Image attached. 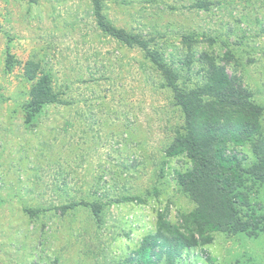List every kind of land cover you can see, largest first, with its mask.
Here are the masks:
<instances>
[{
    "label": "rangeland",
    "instance_id": "obj_1",
    "mask_svg": "<svg viewBox=\"0 0 264 264\" xmlns=\"http://www.w3.org/2000/svg\"><path fill=\"white\" fill-rule=\"evenodd\" d=\"M104 12L175 66L184 35L195 53L231 50L228 71L264 106V0H105ZM30 59L51 72L60 101L26 122ZM194 63L189 83L202 77ZM181 124L144 52L103 34L90 0H0V264H136L158 211L176 223L195 207L175 176L187 157L165 152ZM251 189L264 213V184ZM94 197L106 204L101 224L82 204L55 208ZM213 236L178 264H264V233Z\"/></svg>",
    "mask_w": 264,
    "mask_h": 264
},
{
    "label": "trees",
    "instance_id": "obj_2",
    "mask_svg": "<svg viewBox=\"0 0 264 264\" xmlns=\"http://www.w3.org/2000/svg\"><path fill=\"white\" fill-rule=\"evenodd\" d=\"M90 2L99 30L144 52L183 117L165 152L167 156L187 157L189 165L176 170L175 176L195 207L179 213L176 223L164 211H158L154 230L141 237L129 260L136 264H178L183 250L212 242L214 232L248 236L264 233V213L257 211L260 203L252 202L250 196L253 186L264 184V106L253 99V92L237 72L228 71L227 66L235 60L232 51L226 49L221 55L206 50L195 53L193 35H184L182 42L187 50L175 66L152 44L151 37L115 25L104 12L105 0ZM197 4L207 7L204 1ZM209 41L214 42L212 38ZM195 61L200 64L196 73L202 77L189 83L185 77L193 71ZM25 74L32 82L23 110L25 121L31 122L60 99L51 72L42 70L40 62L28 60ZM80 204L90 209L98 224L104 223L106 204L100 197L55 208L65 213ZM243 209L249 211H245V218ZM28 212L35 214L36 210Z\"/></svg>",
    "mask_w": 264,
    "mask_h": 264
}]
</instances>
